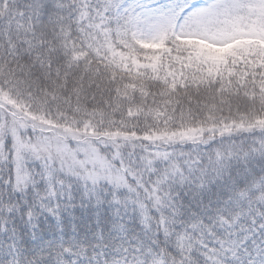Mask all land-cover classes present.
Here are the masks:
<instances>
[{"label": "snow or ice", "instance_id": "obj_1", "mask_svg": "<svg viewBox=\"0 0 264 264\" xmlns=\"http://www.w3.org/2000/svg\"><path fill=\"white\" fill-rule=\"evenodd\" d=\"M0 264H264V0H0Z\"/></svg>", "mask_w": 264, "mask_h": 264}]
</instances>
